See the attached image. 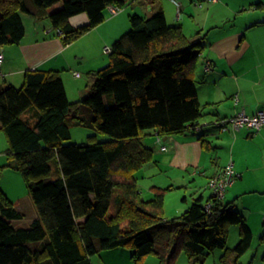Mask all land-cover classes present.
<instances>
[{
    "label": "trees",
    "instance_id": "16d2710c",
    "mask_svg": "<svg viewBox=\"0 0 264 264\" xmlns=\"http://www.w3.org/2000/svg\"><path fill=\"white\" fill-rule=\"evenodd\" d=\"M131 1L0 0V46L21 43L24 13L48 18V33L56 30L66 45L102 23L109 5L122 10ZM128 16L129 29L112 43L109 62L92 71L81 99H69L55 69H27L20 87H0L8 166L22 174L37 211L30 224L16 225L25 214L0 188V264H93L94 255L119 247L129 248L137 264L150 256L178 264L181 252L190 264H204L217 248L220 264H241L251 247L246 218L212 192L209 209L201 195L172 218L165 217L172 186H152V197L143 195L138 172L155 161L144 142L148 132L164 137L199 128L203 105L194 75L205 34L192 39L162 8ZM73 123L95 133L87 142L65 143ZM96 132L110 138L98 140ZM232 225L240 238L228 247Z\"/></svg>",
    "mask_w": 264,
    "mask_h": 264
},
{
    "label": "crops",
    "instance_id": "0c3cea01",
    "mask_svg": "<svg viewBox=\"0 0 264 264\" xmlns=\"http://www.w3.org/2000/svg\"><path fill=\"white\" fill-rule=\"evenodd\" d=\"M167 2L139 0V4L147 7L145 12L135 6L131 11L150 15L162 8L170 24L180 23L185 29L182 15L178 16L177 13L174 17L175 14L171 12L174 7L172 3L167 5ZM210 3L213 4L206 12L198 10L195 12L197 16L193 14V18H198L200 21L195 23L197 32L200 36L204 34L205 38L207 36L206 41L204 38L205 46L199 56L194 75L199 99L203 105L199 128L184 134L164 137H159L155 130H150L148 134L152 136L149 137L147 145L154 149L155 161L143 167L145 169L143 173L142 170L138 173V179L143 184L148 181L150 197L154 193L152 186H172L165 198L168 193L180 192V201L174 204V217L182 213L201 195L204 197L203 203L207 204L211 196V191L207 187L209 178L232 161L238 177L227 189L223 200L234 203L253 232L251 247L241 256L240 263L264 264V127L258 131L243 128L235 132L229 129L230 127L223 129L219 125L220 120L234 116L242 109L252 114L264 108V0H257L249 9H246L245 3L237 6L222 3L221 0ZM181 8L187 9L184 3H181ZM246 10L248 13H243ZM226 12V15L231 13L244 15L238 24L225 27L221 22H225V16L222 15ZM116 16L109 18L106 15L102 23L90 30L89 34L94 30L99 31L100 37L96 39V49L99 53L105 46H111L130 25L129 16L120 13ZM31 17L33 20L25 17L24 20L33 22L34 29L31 30H35L36 36L33 34L32 37H27L26 27L25 37L13 51H7L9 46L6 48L0 46V52L4 54V60L0 64V87L20 84L28 67L27 69L59 70L68 97L71 93L78 97V92L88 91L92 82L85 87L83 85L81 87L79 83L84 78L83 69L91 67V71H95L102 63L100 57L91 62L86 49L82 52L78 46L74 47L76 42L65 45L60 37L51 36L53 31L50 33L48 31L52 29V25L48 19L46 25L40 26L42 19ZM211 17L213 20H210ZM235 18L237 19V16ZM80 58L83 62L77 63ZM208 61L213 65L210 71L205 69ZM75 72H80L81 76H76ZM74 87H77V93ZM216 128H220L222 132L220 133ZM201 135L209 142L210 148L202 144ZM165 176L172 179L171 184L167 186L160 184ZM143 184L140 187L144 194L146 187ZM26 200L28 201L24 205L16 204L25 217H28V221L22 223L23 226H27L37 217L31 198L26 197ZM256 239L258 243H255ZM116 250L118 248L103 252L110 254H112L110 251L120 252ZM126 252L122 258L131 259L130 252ZM222 253L223 249L220 255ZM102 258L103 255L99 257L100 263H98L108 264ZM92 263L94 264V261ZM151 264H158V260L152 259Z\"/></svg>",
    "mask_w": 264,
    "mask_h": 264
},
{
    "label": "rangeland",
    "instance_id": "374dc122",
    "mask_svg": "<svg viewBox=\"0 0 264 264\" xmlns=\"http://www.w3.org/2000/svg\"><path fill=\"white\" fill-rule=\"evenodd\" d=\"M139 0H133L131 1L129 4H127L124 8H122V10L119 12L121 15H129L130 13H132L131 9L135 6L138 8V10H141L142 12H145V9H147V7L143 6L142 4L138 3ZM141 1V0H140ZM168 1L167 5H169L170 3H172L174 9H172V13L175 14L174 17H176V14L178 13V6L177 4L173 1V0H166ZM180 3H184L185 6L187 7V9H183L181 8L180 10V14L182 15V21H185V33L190 36L192 39L197 38L198 36H200V33L197 32V27L195 25L196 22H200L199 19L197 18H193V16H197V13H195L196 11L200 10L202 12H206L213 3H210L206 0H178ZM157 2H159V0H157ZM196 2H201L202 5L198 6L196 4ZM222 3H229L231 6H237L240 3H245L246 4V9H249L250 7H253L255 2H257V0H221ZM61 5V3H58L57 6ZM55 8V7H54ZM169 8V7H168ZM230 12V11H228ZM248 13V10L244 11L243 13ZM118 13V14H119ZM118 14H112L111 12H107L106 11V15L109 18L112 17H117L116 15ZM194 14V15H193ZM226 13H224L222 16L224 17V21L225 22H221L222 26H228L231 27L234 24H238V21H240L242 15H236V13H231L230 15H226ZM229 14V13H228ZM237 16V19L235 18ZM24 17L25 18H29L30 20H33V18L27 14L24 13ZM119 17V16H118ZM47 19L48 18H43L42 22L40 23L41 25H46L45 23H47ZM120 19V18H118ZM226 19V20H225ZM210 20H213V18L211 17ZM49 21V19H48ZM25 23H26V27H27V37H32L33 34L34 36H36L35 30H31L34 29V24L33 22L29 21L28 19H25ZM182 23V22H181ZM180 24V23H178ZM120 25V24H119ZM221 26V27H222ZM130 27V25H129ZM128 27V29H129ZM199 28V27H198ZM128 29L124 30V32H126ZM92 31V30H91ZM91 31H89L88 33H86L85 35L81 36L80 38L76 39L73 42L74 43V47H79V49L84 52L86 49V52L89 56V60L91 62H93L95 59H98L100 57V63L101 65L99 67L96 68L99 69L101 67H103L104 65H106L109 62V53L105 52L103 49H101L100 53L99 51L96 49L97 45H96V39H98L100 37V35L98 34L99 31L98 30H94L92 32V34H89ZM122 33V34H123ZM54 35H58L56 30L52 32L51 36ZM207 40V36L205 38V41ZM5 46V47H4ZM3 47L6 48L9 46V48H7V51H13L18 45L17 44H6ZM15 47V48H14ZM106 59V61H104ZM83 60L80 58L77 60V63H82ZM104 62V63H103ZM28 68V67H27ZM26 68V70H27ZM25 70V71H26ZM84 70V78L83 80H81L80 86L85 87L87 84H89L90 82H93V78L94 75L92 74L93 72L91 71L92 68H88V69H83ZM24 71V72H25ZM23 76V74H22ZM23 81L16 85L17 87H20L22 85ZM74 91L75 93H77V87H74ZM86 90H83L82 92H78V97H76L75 95H73L71 93L69 99L71 101H75V100H79L82 97H84V95L86 94ZM84 93V94H83ZM83 94V95H82ZM217 127V126H216ZM217 130L220 131V133L222 132V130H220V128H216ZM232 130V127L230 126V128ZM71 137L67 140H65V143H83V142H87L89 139V134H93L95 133V131L92 128L86 127L84 125H81L79 123H73L71 125ZM225 132V131H223ZM229 132V131H227ZM97 133V132H96ZM152 135H146L144 137V142L146 144H149V137H151ZM109 135L105 134V133H97V139L98 140H105V139H109ZM8 148H9V143L8 140L6 138V135L3 131L0 130V188H2L6 194L9 196V198L11 200L14 201L15 204H20V205H24L25 202H27L28 200H26V197H30L29 193H28V189L26 186V183L24 181V178L22 176V174L9 167V163L12 162V156L11 154L8 152ZM145 168H142V173L144 171ZM140 173V171L138 172ZM139 175V174H138ZM140 185L143 184L142 181H138ZM172 179L168 178L167 176H165L160 184H165L166 186L171 184ZM146 188L144 190V196L146 198H149L151 195H149V189H148V181H146L145 184H143ZM177 189H181V188H177ZM211 191V190H210ZM208 193H210L209 191H207ZM167 194V193H166ZM180 197L181 194L180 192H173V193H168V196L165 198L166 200V206H165V217L166 218H172L173 217V213L175 211V206L174 204H176L177 202L180 201ZM30 212V211H28ZM28 221V217L23 218V220L21 222H15L16 225H22V223ZM236 229V230H235ZM235 231L237 234H235ZM230 236L228 237V244L227 246L229 247H234L238 241H239V227L238 225H232L230 227ZM152 234V233H151ZM255 243H258L257 239L255 240ZM116 251H120V252H112V254L108 253V252H101L100 254L94 255L92 257V262L94 261V264H99L100 260L99 257L101 255H103V258L108 264H137L135 263L132 259L129 260H125L122 258V256L125 254L126 251H129L131 254V250L129 248H123V247H119L118 250ZM222 251L221 248H217L205 261L204 264H216L219 261V256H220V252ZM103 253V254H102ZM106 253V254H105ZM127 253V252H126ZM117 256V257H116ZM113 257V258H112ZM114 257H116L114 259ZM152 259H154V261H157V258L155 256H150L147 260H146V264H151ZM241 261H243L241 259ZM99 262V263H98ZM178 264H190L188 257L186 256V254L184 252H181L178 256Z\"/></svg>",
    "mask_w": 264,
    "mask_h": 264
},
{
    "label": "built area",
    "instance_id": "2783aa9c",
    "mask_svg": "<svg viewBox=\"0 0 264 264\" xmlns=\"http://www.w3.org/2000/svg\"><path fill=\"white\" fill-rule=\"evenodd\" d=\"M178 6V16L180 15L181 3L178 0H173ZM208 2H217L218 0H206ZM198 6H201V2H196ZM109 12L117 14L121 11V8L115 5L108 6ZM111 46H105V52H111ZM4 60L3 52H0V64ZM212 64L209 62L205 66L206 70L212 69ZM76 76H81L80 72L74 73ZM219 125L223 129L232 127L233 131H238L243 128L251 129L254 131L260 130L264 127V108L258 109L256 112L250 114L245 109L240 110L234 116L222 119L219 121ZM238 177L237 171L234 169L233 162L228 163L222 170L214 174L209 178L207 187L211 192L219 199H224L228 187L233 185ZM211 207V203L207 204V208Z\"/></svg>",
    "mask_w": 264,
    "mask_h": 264
}]
</instances>
